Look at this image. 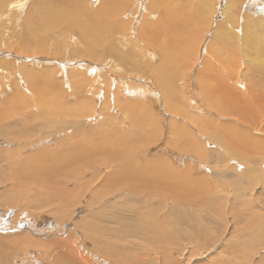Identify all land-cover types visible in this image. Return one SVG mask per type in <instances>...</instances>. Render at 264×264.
<instances>
[{"label": "rangeland", "instance_id": "obj_1", "mask_svg": "<svg viewBox=\"0 0 264 264\" xmlns=\"http://www.w3.org/2000/svg\"><path fill=\"white\" fill-rule=\"evenodd\" d=\"M78 1L81 12L78 11L77 0H73L77 6V10L74 13L77 20L81 18L84 20L95 18V16L103 12L102 3H108L104 0ZM160 1V4L157 3V6L153 4L157 0H137L132 5L133 10H135L137 6L142 4L141 10L131 30L127 34L122 35L123 41H117L119 44L115 42L114 45H111L107 40L104 45L85 46L84 41L79 38L77 33L83 29L82 24L74 20L61 24L56 29H53L51 33L37 34L36 28L38 25L35 20H30L29 18H31L30 14L32 12L34 13V11L38 10L43 0H0V36L2 39L0 42V63L4 60L0 64V115L6 116L4 114L6 111L9 122L19 123V121H16L15 116L8 110L12 109L8 102L18 91L30 102L25 104L29 112L26 113V117H23V122L25 121V124L35 125L41 122H47V117L44 118L46 115L43 117L40 115L36 116V109L39 107L40 111L42 107L39 104L41 99L39 98L37 89L41 88L43 93L46 92L43 85L47 81L45 72L48 74L49 69L51 71L55 68L62 69L64 60L60 56L63 52L67 54L74 53L73 55L80 59V61L71 64L72 67L81 66L83 68L82 72L80 74L78 73V76L72 77L70 75L69 77V75H66L65 82L61 80L64 77L57 76L60 78L57 79L59 80V87L55 89V92L60 95L69 97V105L78 108L81 114L78 113L76 116L67 120L53 118L54 122L57 123V127L51 126L50 129L45 127L41 130L31 129L30 135L33 137L32 139L23 141L9 139L15 145L10 146L12 151L17 146L24 152L20 154V157H23L27 154L28 156L35 154L37 150L41 152L45 150L43 148L45 147L48 149V153L59 155L66 147L62 145L69 144L71 146L73 140L76 139L75 135L82 129H93L94 131L91 132V135L96 137L102 130H106L102 125L103 114L100 112L103 103L109 105V114L117 120L118 125L114 124L113 130L117 131V127L121 126L124 127V131H133L134 127L129 125L131 113L134 106L140 104L143 106L141 114L153 113L158 116L162 115V112H166L170 115L165 118L164 125L162 124L161 126L162 128L164 127L163 137L168 139L173 138V141L176 142L177 135L171 132V126L168 123L170 122L171 125L173 123L180 124L186 130L195 132L197 135L196 140L203 144L210 151L209 153L213 152L211 154V160L213 162L205 168L203 165H206V163L198 161L195 156H193L195 160H185L187 163L191 160L192 164L197 166L206 182L209 181L215 186H218L219 183H225L231 190H234L237 185L244 186L242 182L249 179L252 182H256L259 180V177H264V109L258 112L257 116L252 117V119L255 118L258 120L257 126H260V129H254L247 127L250 125H247L245 122L239 124L241 121L239 122V115L237 114V117L218 116L217 114L219 113L216 107L217 101L222 100L221 97H223V100L227 97L228 100L238 101L237 104H239V90L245 92V89H247L251 91L253 96L255 89L253 85L257 87L260 83L259 81L257 83V78L264 82V69H261L259 65L264 64V0H233L236 2L235 5L239 10V18L237 19L236 17L235 19L237 26L231 22L227 25L226 29L234 33V38L225 37L220 41L216 40L211 42L213 34L212 28L216 29L217 27V25L212 24V33L205 40V44L208 43L201 57H198V62H196L198 66L196 64L194 67L191 66V71L188 74L183 73V70L187 71L189 69L187 63L182 64L188 60H192L193 55L190 51H186L183 48H174L175 50L172 51L158 49L159 52L156 51V54H154L155 49L153 48L152 53H147L143 48L144 39L141 36V32H143L142 28L144 26L142 23L146 18L151 19L152 22L164 19L163 17H167L166 8L174 4L176 8H189L186 13L189 16L185 15L186 22H193L194 19V23L189 24V26L193 28L192 35H197L205 28L204 19L210 14L211 0ZM212 1L214 2L213 7L215 3H218L216 7L219 8L222 3L223 10L225 9L224 3L228 2V0ZM229 1L233 2L232 0ZM109 2L113 6L116 5L118 0H109ZM176 8L174 11L181 10V8ZM151 11L156 15L155 20L149 16ZM118 14L120 15L121 12ZM107 16L112 22L116 19L119 20L121 29L124 30L133 15L127 13V15L121 17L108 12ZM215 16L219 17V15ZM216 20L217 18H215ZM162 25V22H159L157 29L163 30L164 26ZM128 27H130V24H128ZM161 34H165L167 37L164 41L173 39L172 35L168 37V34H170L168 29L161 31ZM183 35L187 36L188 33L184 32ZM173 45H175V42ZM239 47L242 48L241 54L245 55L242 59L244 73L241 74L243 80L241 85H244L245 89H239V80L230 78L231 72L232 75H239ZM182 52L184 56L181 58L180 53ZM169 54L173 56L171 61L185 67L177 72L169 71V74L165 72L162 79L161 75L166 68L158 69V67ZM165 64L167 65V63ZM86 67L91 70H88ZM89 71H92L93 74L89 73ZM43 72V77L38 78V75L43 74ZM34 73H38V75ZM54 75L55 77L53 79L56 78L55 73ZM130 77L139 78L142 81L129 79ZM234 81H237L238 85H235L236 82ZM94 82V89H92L91 83ZM106 82H109L111 85L113 84V87L103 86ZM61 85L64 86L62 87ZM141 87H145L149 92L139 91ZM258 87L261 86L259 85ZM99 88L102 91L101 93H98ZM79 93L82 97L87 94V97L81 98L78 96ZM91 98H97L99 103ZM253 103L255 105L256 103L264 104V98L262 101L255 99ZM254 104L251 105L256 107ZM20 108H22V105ZM57 109L59 116H67L64 108ZM90 109L92 110V115L89 113ZM19 112L22 113V111ZM86 114L88 115L84 117ZM90 115L92 117L91 119L88 118ZM90 121L92 125L89 124ZM197 121L199 123H196ZM85 122L86 124H84ZM260 122L261 125H259ZM68 123H70V126ZM77 123L79 124L77 125ZM201 123L204 124L200 125ZM48 127L50 126L48 125ZM17 129L20 130L18 125ZM177 132L178 130L175 131L176 134ZM21 135L27 134L21 133ZM1 139L3 141L0 142V152H6L5 149L9 148V144L4 143V140H7L4 136L0 137ZM157 146H164L163 141L148 146L147 150L150 151ZM170 146V149L175 151V148L172 146L176 145L172 144ZM55 149H58V151L53 152ZM157 153L158 151L151 154L150 157H155ZM213 156L217 158L214 159ZM220 156L224 161L219 160L217 162ZM97 157H109V154L101 153L98 156L88 155L85 156L86 159L80 160V162L83 164ZM173 159L180 162L178 157H173ZM181 159L184 160L183 158ZM198 163H201V165ZM7 164L8 162H4L3 166ZM51 165L52 163L49 164L52 170ZM174 167L181 170L184 169V167H179L175 164ZM88 172L93 173L95 176H101L98 182L88 180L89 177L83 178V181H86L89 191H93L104 182H107L102 188L108 186L110 194L104 198L103 202L110 204L107 210V215L113 220L110 223L102 221L96 216V209L88 205V198H84L81 203L83 209L78 208V211L72 214L78 205L71 208L67 220L64 216L61 219H57L54 215L47 212L45 214L40 213L41 208L26 206L23 200H19L17 205L9 207L8 205L13 203V196L10 192L12 183H2L0 181V213L7 214L8 216L11 214L9 221L12 220L11 222L17 227V232L12 229L7 235L0 234V264H4L5 257L7 256H9L10 264H131L132 261L133 264H141V257L137 259L133 257V254L135 252H143L144 240H139V237L133 233H129L120 238L118 235L119 230L115 228L123 223L121 224V228L127 229L129 226L127 230L134 229L133 226L127 223L134 222L133 216H141L142 214L141 209H136V202L135 206H133L135 208L132 210V199L129 197L131 195L128 194L122 182L123 178H130L129 173L124 171L121 176L106 177L107 174L105 175L102 171L94 172L88 170ZM241 172L246 173L241 177L242 182L239 180ZM250 175L252 176L251 178ZM255 178L258 179L254 180ZM130 181L133 180H129L128 182ZM5 197L8 200V205L5 204ZM33 210H37L34 212L35 216L48 217L50 222L47 224L45 219H41L42 223L38 221L42 229L37 228L33 232L32 239L29 240L32 245L31 250L28 255L26 254L27 257L22 260L24 250L19 248L17 256H13L11 251L4 252V248L14 234H17L20 230L22 231L21 228H24L22 223H26L28 229L34 226V221L31 219H34L35 216L30 213ZM122 210H126V212ZM27 211L29 217L26 216ZM15 215H17V218L13 220V216ZM28 218L31 221H27ZM133 225H136L135 222ZM108 226H112V229L106 230L105 228ZM151 228L152 226L147 224L146 229L152 231ZM113 229L117 231L115 234L113 233ZM261 229L263 230V228ZM57 230L63 233H57ZM235 231L239 235V230ZM258 233L259 231L256 229L248 230L240 239L235 234L231 239L228 238L225 242H220L213 246L211 243L203 244V242H201L202 246L207 245L198 247L194 243L184 241L181 243H172L169 246L170 251L173 253L170 262H156L154 257L149 253V257L153 258V260L146 264H177L179 261H183L185 264H219L220 259L225 260L226 257L232 260L231 264H239V261L251 264L253 263V257L255 255L256 259L264 260V248L261 251L253 248L249 253L250 256L248 255L247 257L245 255L239 256L238 253L235 254L230 251L237 245H244L246 248L251 249V245L255 242L253 238ZM66 241L81 245V247H84L85 252L82 250V255L71 254L65 248ZM116 244L117 247H115ZM91 250L93 251L92 257L87 253ZM126 255L129 256L131 261L123 260V257Z\"/></svg>", "mask_w": 264, "mask_h": 264}, {"label": "bare ground", "instance_id": "obj_2", "mask_svg": "<svg viewBox=\"0 0 264 264\" xmlns=\"http://www.w3.org/2000/svg\"><path fill=\"white\" fill-rule=\"evenodd\" d=\"M104 1H107L108 3H102L103 12L100 15L88 20L82 18L77 20V17L74 14L77 10V6L73 0H43V3L41 4L42 7L40 6L37 11H34V13L32 12L30 14L31 18L29 19L35 20L38 25L36 32L39 35L40 33H51L53 29H56V27H59L61 24L74 20L75 22L82 24L83 29L77 33L79 38L84 41L85 46L104 45L107 40L109 44L114 45L117 41H123L122 35L127 34L128 31L131 30V27L135 23V19L138 18L142 4L133 10L132 5H134L137 0H118L116 5L113 6L109 0ZM159 1L160 0H157V2L153 4L157 6L161 2ZM76 3L78 4V11L81 12L79 1L77 0ZM213 3L214 2L211 0L210 14L204 19L205 28H203L197 35H192L193 28L189 26V24L194 23V19L193 22H186L185 15L189 16L186 14L187 9L189 8H176L174 4L168 7L165 5V7H167V17H163L164 19L153 22L149 18L144 19L142 23L144 26V28H142L143 32L138 31L141 32V36L144 39V50L147 53H152V49L154 48V54H156L158 49L172 51L178 48H183L186 51L189 50L193 55L192 60H188L182 65L187 63L189 69L187 71L183 70V73H190L191 66H195L196 62H198V57L200 58L205 50L208 43L205 44V40L206 38H209L212 33V24L215 26L217 25V27L216 29L212 28L213 34L211 42L216 40L220 41L225 37L234 38V33L229 32L226 28L231 22H233V25L237 26V21L235 19L236 17L237 19L239 18V10L235 5L236 2H230L228 0L227 3L225 2L226 4L224 3V10L222 9V3L221 7L219 6L220 9L216 7L218 3H215L214 7ZM175 8H181V10L178 9L179 11H174ZM108 12L121 17L127 15V13L133 15L129 22L125 21L130 24V27H128L127 24L124 30H122L121 24L118 22L119 20L116 19L114 22L109 20L107 16ZM119 12H121L120 15L118 14ZM215 15H219V17ZM149 16L153 17L154 20L156 19V15L153 11L150 12ZM215 18H217L216 21ZM159 22H162V26H164L163 30L157 29V24ZM167 29L170 32L168 37L169 35H172L173 39L164 41L167 37L165 34H161V31ZM184 32H187L188 35L184 36ZM1 40L0 36V42ZM174 42L175 45H173ZM117 44L119 43L117 42ZM241 51L242 48L239 47V75H232L231 72L230 78L239 80V89H245V86L241 85L243 81L241 74L244 73V69H242V59L245 57L244 54H241ZM73 54L63 52L60 56L64 60L62 69L55 68L52 69V71L49 69L48 74L45 72L47 78V81L43 84L46 90L45 93H43L41 88L37 89V93L41 99L39 104L42 107L40 111L39 107L36 109V116L40 115L43 117L46 115L44 118L47 117V122H41L37 125L25 124V121L23 122V117H26V113L29 112V109H27L25 104L30 102H28L23 94L18 91L8 102L12 107V109L8 110L15 116L16 121H19V123L16 122L17 124H15L9 122L6 111L4 114L7 117L0 115V137L4 136L7 139L4 140V143L9 144L8 149L4 148L6 152H0V181L2 183H12L10 192L13 196V203L8 205V200L5 197V204L11 207L12 205H17L19 200H23L26 206L41 208L43 211L41 210L40 213L45 214L47 212L54 215L57 219H61L64 216L67 220L71 208L78 205L77 208L73 210L72 214L76 213L78 208L83 209L81 203L84 198H88V205H91L96 209V216L100 220L110 223L113 221L112 218L107 215V210L110 207V204L103 202L104 198L110 194L108 186L102 188L107 182H104L100 187L93 191H89L86 181H83V178L89 177L88 180L94 182H98L99 179H101V176H95L93 173L88 172V170L94 172L102 171L105 175L107 174L106 177L121 176L124 171H127L130 178H123L122 182L125 185L128 194L131 195L129 197L132 199V210L135 208L133 206H135L136 202V209H141L142 214L141 216H133L136 225H133V221L130 224L127 223L128 225L133 226L134 229L127 230L129 226L127 229L121 228V224L123 223L115 228L119 230L118 235L120 238L129 233H133L135 236L139 237V240H144V247L142 245L143 252H133V257L137 259H140L141 257V264L150 263L153 260V258L149 257V253L154 257L156 262H170L173 253L170 251L169 246L172 243H181L184 241L194 243L198 247L207 245L205 244L202 246L201 242H203V244L211 243L213 246L217 243L225 242L228 238L231 239L236 234L235 230H239V235L236 234L239 239L248 230L256 229L259 233L253 238V241L255 242L251 245V249L246 248L244 245H237L230 252L235 254L238 253L239 256L245 255L247 257L248 255L250 256L249 253L253 248H257L261 251V249L264 248V177H259V180L256 182H252L250 179L242 182L241 177L246 173L241 172L239 180L244 186L237 185L234 190H231L225 183H219L218 186H215L208 180V182H206L205 179H203L204 176H201L202 173H200L197 166L192 164L191 160H195L193 159V156H195L198 161L206 163V165L202 164L205 168L208 164L213 162L211 160V154L213 152L209 153L210 151L196 140L197 135L195 132L186 130L180 124L173 123L171 125L170 122L168 123V125L171 126V132L177 135L176 142L173 141V138L168 139L163 137L162 134L164 133V127L162 128L161 126L162 124L164 125L165 118L170 116L166 112H162L163 114L158 116L153 113L141 114L143 106L136 104L132 110L131 119L129 121V125L134 127V130L124 131V127L118 126L117 131H115L112 128L114 127V124H117V120L114 116L109 114V105L103 103L100 112L103 114L102 125L106 130H102L96 137L91 135V132L94 131L93 129H82L75 135L76 139L73 140L71 146H69V144L62 145L66 147L59 155L48 153V149L45 147H43L45 150L41 152H38L37 150L35 154L29 156L27 154L23 157H20V154L24 152L17 146L16 149H13L12 151L10 146L15 145L9 139H17L19 141L32 139L33 137L30 135L31 129L41 130L45 127L49 129L51 126L57 127V123L54 122L53 118L57 120H67L76 116L78 113L81 114V111L78 110V108L69 105V97L67 98L66 95L63 96L55 92L56 87H59V80L57 79L60 78L58 77H64L61 80H64L65 82L66 75H69V77L70 75L75 77L76 75L78 76V73L80 74V72H82L83 68L81 66L72 67L71 64L80 61V59L76 58ZM183 56L184 53H180V57L182 58ZM172 58V55H167L158 67V69L166 68L161 75L162 79L165 72L169 74V71L177 72L185 67L180 64H175L174 61H171ZM3 62L4 60L1 61L0 64ZM165 63H167L168 66ZM259 65L261 69H264V64ZM87 69L91 70L89 68ZM54 73L56 74L55 79H53L55 77ZM89 73L93 74L92 71H89ZM34 74L38 75V73ZM43 75L44 72L43 74L38 75V78H42ZM129 79L141 80L135 77H130ZM121 80L120 82H122ZM258 81L263 90H260L261 87H258L259 85L257 87L256 85H253L255 88L253 96L251 91L247 89H245V92L239 90V104H237L238 101L234 102V100H228L227 97L223 100V97H221L222 100H218L216 105L219 113L217 115L235 117L239 115V122L241 121L239 124L245 122L247 125H250L247 127L260 129V126H257L258 120L255 118L252 119L253 116H257V113L264 109L263 103H256V105L253 103V100L255 99L262 101L264 98V85H262L264 82L257 78V83ZM234 82H236L235 85H238L237 81ZM91 84L92 89H94L95 82ZM104 85L109 86V88L113 87V84L111 85L109 82H106L103 86ZM61 86L63 87L64 85ZM141 90H143V92H149L145 87H141L139 91ZM101 92L102 91L99 88L98 93ZM43 94H45L46 97ZM86 95L82 97L80 93L78 94L81 98H86ZM92 100L99 103L97 98ZM251 104H254L256 107H253ZM21 105L22 108H20ZM57 108H64L67 112V116H59ZM19 111H22V113ZM89 113L92 115L91 109ZM87 115L88 114L84 115V117ZM91 115L88 118L91 119ZM196 123L199 122L197 121ZM68 124L70 126V123ZM78 124L79 123H77V125ZM84 124H86V122ZM89 124L92 125L91 121ZM203 124L204 123H201L200 125ZM17 125L20 127V130L17 129ZM48 125L50 127H48ZM259 125H261V122ZM176 130H178L177 134L175 133ZM21 133H26L27 135H21ZM2 141L3 139L0 140V142ZM161 141H163L164 146H157L150 151L147 150L148 146ZM172 144L176 145L172 146L175 148V151L170 149V145ZM57 151L58 149H55L53 152ZM156 151H158L157 155H155V157H150V155ZM101 153H108L109 157H97L83 164L80 162V160L86 159L85 156H98ZM173 157H178L180 162L174 160ZM213 157L214 159L217 158L216 156ZM186 159L191 160L187 163L185 161ZM219 160L224 161L221 156L218 157L217 162H219ZM4 162H8V164L3 166ZM50 163H52V170L49 166ZM174 164L179 167H184V169H177L174 167ZM198 164L201 165V163ZM251 177L252 176L250 175V178ZM257 179L258 178H255L254 180ZM129 180L133 181L128 182ZM36 211L37 210L30 211L31 215L35 216L34 212ZM122 211L126 212V210ZM9 216L11 217V214H9ZM9 216L0 213L1 235L9 234L12 229L17 232V227L11 222L12 220L9 221ZM26 216L29 217L28 211ZM16 218L17 215L13 216V220H16ZM35 218L36 220H34ZM35 218L31 219L34 221V226L31 225L33 227H30L29 229L26 226V223H22L24 228H21L22 231L20 230L8 240L4 252L11 251L13 256H17L19 248H21L24 250L22 260L27 257L26 254H29L31 250L30 248L32 247L29 240L32 239L33 232L37 228L42 229V226H40V223H42L41 219H45L47 224L50 222L48 217L43 218L35 216ZM29 219L30 218H28L27 221H31ZM147 224L152 226V231L146 229ZM261 228H263V230ZM105 229L111 230L112 226H108ZM115 232L117 231L113 229L114 234ZM57 233L63 232L57 230ZM115 247H117V244ZM65 248L73 255H82V250L85 252L84 247L69 241L65 242ZM127 250L129 249L127 248ZM87 253L90 257L93 256L92 250ZM253 259V263L251 264H264V260L259 258L256 259V255ZM123 260L131 261L128 255L124 256ZM220 260L219 264H231L232 262L229 257H226L225 260L222 258ZM4 264H10L9 256L5 257ZM131 264H133V261ZM177 264L185 263L179 261ZM239 264L247 263L239 261Z\"/></svg>", "mask_w": 264, "mask_h": 264}]
</instances>
